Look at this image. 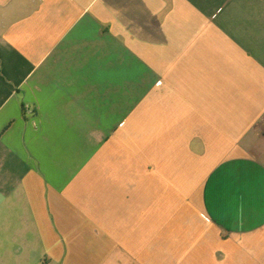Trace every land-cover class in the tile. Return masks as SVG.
I'll return each mask as SVG.
<instances>
[{
    "label": "crops",
    "instance_id": "0c3cea01",
    "mask_svg": "<svg viewBox=\"0 0 264 264\" xmlns=\"http://www.w3.org/2000/svg\"><path fill=\"white\" fill-rule=\"evenodd\" d=\"M0 264H264V0H0Z\"/></svg>",
    "mask_w": 264,
    "mask_h": 264
}]
</instances>
